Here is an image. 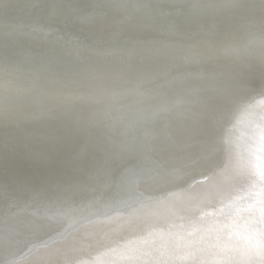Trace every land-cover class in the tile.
<instances>
[{
    "label": "snow or ice",
    "instance_id": "snow-or-ice-1",
    "mask_svg": "<svg viewBox=\"0 0 264 264\" xmlns=\"http://www.w3.org/2000/svg\"><path fill=\"white\" fill-rule=\"evenodd\" d=\"M15 9L18 15H10ZM257 85L264 0H17L0 8V264L19 210L46 213L81 183L163 175L166 153L203 156ZM151 130V131H149ZM229 264H264V129Z\"/></svg>",
    "mask_w": 264,
    "mask_h": 264
},
{
    "label": "bare ground",
    "instance_id": "bare-ground-1",
    "mask_svg": "<svg viewBox=\"0 0 264 264\" xmlns=\"http://www.w3.org/2000/svg\"><path fill=\"white\" fill-rule=\"evenodd\" d=\"M15 2L0 0V8ZM262 129L264 94L257 85L214 130L209 153H166L163 175L144 171L125 184L122 171L81 183L47 213L22 206L23 224L44 227L19 237L15 264H229L228 233L243 223L248 203L241 199L247 185L235 176L241 163L255 159Z\"/></svg>",
    "mask_w": 264,
    "mask_h": 264
}]
</instances>
